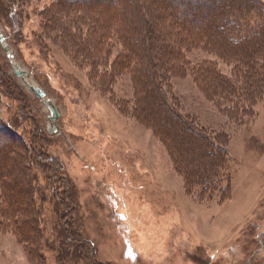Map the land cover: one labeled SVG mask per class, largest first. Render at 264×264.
I'll list each match as a JSON object with an SVG mask.
<instances>
[{
    "label": "rangeland",
    "instance_id": "1",
    "mask_svg": "<svg viewBox=\"0 0 264 264\" xmlns=\"http://www.w3.org/2000/svg\"><path fill=\"white\" fill-rule=\"evenodd\" d=\"M234 1L171 0L186 6L182 35L199 38L181 42L185 71L161 84L226 156L206 189L188 183L148 116L141 78L151 53L128 45L123 32L138 20L125 2L0 0V32L60 114L53 127L0 41V264H264V87L237 88L230 108L200 70L245 86L248 63L212 41ZM170 33H148L152 59L163 40L174 47Z\"/></svg>",
    "mask_w": 264,
    "mask_h": 264
},
{
    "label": "trees",
    "instance_id": "2",
    "mask_svg": "<svg viewBox=\"0 0 264 264\" xmlns=\"http://www.w3.org/2000/svg\"><path fill=\"white\" fill-rule=\"evenodd\" d=\"M124 2L126 8L129 7V10L132 12L134 11V13L130 15L138 20L135 24L129 23V31L123 32V34L129 33V38L126 37L125 39H127L128 45L130 41L132 42L130 45L136 54L143 55L146 54V52L153 54L150 48V34L155 32L156 28L163 30L164 35L171 32L169 35H171V38L174 40V47L167 43L170 36H166V34L163 38L167 37V40L160 42L159 51L154 52L152 56L153 59L151 58V54L149 55L150 58L147 56L145 57V62L149 66V69L145 71L147 73H144V77H142L141 80L144 79L142 83L147 86L146 93L148 95H146V93L144 94L150 97L147 98V106L150 108V114L148 116L152 118V122L163 136L165 134L169 136V147L171 149L172 145L173 150H171L176 156V164L182 170L184 176L187 177L188 183L190 181L198 182L200 188L212 189L217 181L219 179L221 180V171L223 170L222 167L225 164L226 156L224 152L221 153L217 151L218 149H216V146H213L212 140L204 136L202 130L187 120L175 107L160 80L163 76L166 77L167 74L172 76L174 75L173 73H184L185 63L181 52L183 51L181 49L183 47L181 46L182 41H191L193 44L198 43L197 40L199 35L195 34L193 29V31H191L187 28L189 32H187L188 35H182L184 32V25L181 23L184 22L186 18L187 10L184 9L186 6L181 5V9L179 8L177 10V7L171 0V4L169 1L167 2L165 0H122L121 5H123ZM166 3L167 5L169 3V7ZM145 6H147L148 9L147 13L142 11ZM260 6L264 9L263 0H235L233 9H231L226 16H220L217 20L218 24L216 22L217 25H213V28H215L213 30L214 36H212L214 39L212 41H214L217 46L220 45L225 47L223 48L224 50L226 49L228 52L230 51V53L237 54L239 58H242L248 63L247 68L250 74L248 73L249 76L247 75L245 82H243L245 86L241 84L238 86L227 78H221V76L213 71L212 66L206 63L200 66V70H204L205 76L210 73L213 82L216 80L217 86L223 89L224 97L220 100H227V106L230 108L235 104L233 99H238L236 98L238 92L237 88H241L240 91L246 96L255 93V91H252L253 87H264V12L260 10ZM173 8H176V12ZM123 9L120 11L119 19H122L121 16L122 13H124ZM156 15H158V18L155 19ZM159 16L162 17L161 20H159ZM140 20L145 23L149 21L150 26L146 27L145 25L142 27L139 23ZM165 24H168V30L170 31L165 30L167 28ZM222 26L224 27L220 30L219 27ZM123 29H125V27H123ZM107 31L108 30H106L105 35H107ZM91 39L92 41H95V39L96 41H100L94 37H91ZM101 39L105 41L103 35ZM85 43L86 42H84V45H88ZM163 56L167 59V61H165V68L162 61ZM124 61H126V58ZM160 67L164 70L162 74H160L159 71ZM257 68L260 72H263L261 78H254V72ZM205 76L203 75V78ZM210 82L207 83L209 84ZM211 87L212 86H210V88ZM211 89L213 91L215 90L213 88ZM224 105L226 106V104ZM224 105L222 107L223 109ZM163 125L166 128H164ZM170 130L171 132H169ZM20 165L21 173L24 175L27 165L25 162H22ZM54 170L57 171V169ZM88 256L92 259L94 258L92 249Z\"/></svg>",
    "mask_w": 264,
    "mask_h": 264
},
{
    "label": "water",
    "instance_id": "3",
    "mask_svg": "<svg viewBox=\"0 0 264 264\" xmlns=\"http://www.w3.org/2000/svg\"><path fill=\"white\" fill-rule=\"evenodd\" d=\"M0 41L3 43V48L4 50L7 52L13 70L16 74L17 77L21 78L23 80V82L27 85V87L29 88V90L34 93L40 100L45 101L48 108L51 111V124L54 127V122L59 116V112L58 109L56 107V105L54 104V102L47 97L46 92L43 90V88H41L40 86L32 83L26 74V71L21 67L20 64H18V62L15 60V56L13 51L9 48V44L6 42V38L3 36V34L0 32Z\"/></svg>",
    "mask_w": 264,
    "mask_h": 264
}]
</instances>
